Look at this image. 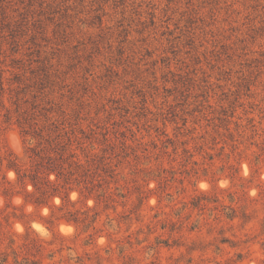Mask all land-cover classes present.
Here are the masks:
<instances>
[{"label": "rangeland", "instance_id": "rangeland-1", "mask_svg": "<svg viewBox=\"0 0 264 264\" xmlns=\"http://www.w3.org/2000/svg\"><path fill=\"white\" fill-rule=\"evenodd\" d=\"M25 117L92 194L31 201ZM0 159L36 264H264V0H0Z\"/></svg>", "mask_w": 264, "mask_h": 264}, {"label": "trees", "instance_id": "trees-1", "mask_svg": "<svg viewBox=\"0 0 264 264\" xmlns=\"http://www.w3.org/2000/svg\"><path fill=\"white\" fill-rule=\"evenodd\" d=\"M21 123H25L28 126L24 129L26 134H31L34 137H39V147L43 145V141L49 143L50 150L47 151V147L43 146L38 151L35 152V156H31L32 166L31 169L22 168L18 162L14 159H10L8 162L9 168H12L17 173V180L20 184L26 185L30 183L34 187V195L32 202L38 205L47 204L51 198L60 196L63 198H68L69 191L78 188L82 194H92L94 189L93 180H91L90 168H85L82 160L75 156L74 153L70 156H64L66 145L52 146L49 138H46L39 131L33 122L29 121V118H24ZM61 152H58V151ZM2 162V160L0 159ZM55 175V179L52 178ZM101 185V183H98ZM64 194V195H63ZM5 197H10L13 195L12 188H8L4 192ZM105 194H99V197ZM70 217L66 218L68 221L81 225L83 224L85 228L89 226L87 211L76 210L75 212H69ZM8 215L0 216V264H36L37 260L31 258L32 253L40 251L43 247L41 240L38 237L31 236L30 232L27 230L24 236V241L21 245H16V239L13 234L6 237L4 228L5 223H8ZM6 239L8 242L6 243Z\"/></svg>", "mask_w": 264, "mask_h": 264}, {"label": "bare ground", "instance_id": "bare-ground-1", "mask_svg": "<svg viewBox=\"0 0 264 264\" xmlns=\"http://www.w3.org/2000/svg\"><path fill=\"white\" fill-rule=\"evenodd\" d=\"M61 228L63 229L64 232L67 231V233H68V231L70 232V230H71V227L69 225H65V224H63Z\"/></svg>", "mask_w": 264, "mask_h": 264}]
</instances>
